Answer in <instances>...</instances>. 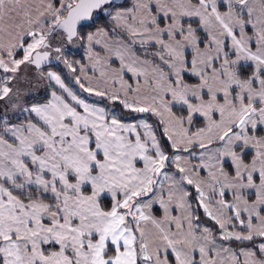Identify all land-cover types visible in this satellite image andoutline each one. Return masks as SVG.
Segmentation results:
<instances>
[{
	"label": "snow or ice",
	"instance_id": "1",
	"mask_svg": "<svg viewBox=\"0 0 264 264\" xmlns=\"http://www.w3.org/2000/svg\"><path fill=\"white\" fill-rule=\"evenodd\" d=\"M0 264H264V0H0Z\"/></svg>",
	"mask_w": 264,
	"mask_h": 264
},
{
	"label": "trees",
	"instance_id": "2",
	"mask_svg": "<svg viewBox=\"0 0 264 264\" xmlns=\"http://www.w3.org/2000/svg\"><path fill=\"white\" fill-rule=\"evenodd\" d=\"M82 52V50H80ZM74 53H77V50L76 51H73ZM76 58H80L79 57V53L76 54Z\"/></svg>",
	"mask_w": 264,
	"mask_h": 264
},
{
	"label": "rangeland",
	"instance_id": "3",
	"mask_svg": "<svg viewBox=\"0 0 264 264\" xmlns=\"http://www.w3.org/2000/svg\"><path fill=\"white\" fill-rule=\"evenodd\" d=\"M72 51H76V49H75V48H73V49H72Z\"/></svg>",
	"mask_w": 264,
	"mask_h": 264
}]
</instances>
